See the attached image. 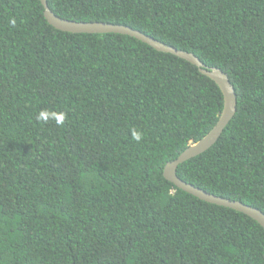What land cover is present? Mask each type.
I'll return each instance as SVG.
<instances>
[{
  "label": "trees",
  "instance_id": "1",
  "mask_svg": "<svg viewBox=\"0 0 264 264\" xmlns=\"http://www.w3.org/2000/svg\"><path fill=\"white\" fill-rule=\"evenodd\" d=\"M46 1L60 18L126 25L220 68L235 114L176 175L264 213V0ZM222 105L181 58L56 30L39 0H0V264H264L257 222L162 174Z\"/></svg>",
  "mask_w": 264,
  "mask_h": 264
},
{
  "label": "water",
  "instance_id": "2",
  "mask_svg": "<svg viewBox=\"0 0 264 264\" xmlns=\"http://www.w3.org/2000/svg\"><path fill=\"white\" fill-rule=\"evenodd\" d=\"M39 1L43 7L44 18L47 23L56 30L69 33H115L130 36L147 44L156 51L172 54L191 63L202 75L208 77L218 86L222 93L223 105L216 123L203 137L188 144L174 160L167 162L163 167L162 174L166 180L171 182L178 189L207 203L240 212L257 222L264 229V213L258 208L244 204L238 200H232L209 193L191 183L183 181L176 175V169L179 164L202 154L217 142L221 133L234 116L236 111V94L228 76L218 67L207 66L193 53L176 49L129 26L101 21H74L60 18L49 9L46 0Z\"/></svg>",
  "mask_w": 264,
  "mask_h": 264
},
{
  "label": "clouds",
  "instance_id": "3",
  "mask_svg": "<svg viewBox=\"0 0 264 264\" xmlns=\"http://www.w3.org/2000/svg\"><path fill=\"white\" fill-rule=\"evenodd\" d=\"M49 117V113H47L46 111H41L40 114L38 115L37 119H44L45 121L48 119ZM55 120H56V123L59 125V124H62L63 123V115H57L54 117ZM132 138L134 140H136L137 142H139L141 140V134L139 132H133L132 133Z\"/></svg>",
  "mask_w": 264,
  "mask_h": 264
}]
</instances>
